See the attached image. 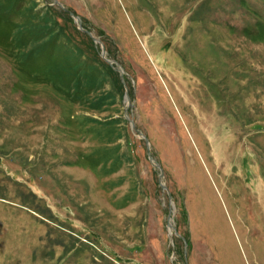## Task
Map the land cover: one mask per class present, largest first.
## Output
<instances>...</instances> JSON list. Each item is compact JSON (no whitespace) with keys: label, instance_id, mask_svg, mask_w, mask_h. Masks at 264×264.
<instances>
[{"label":"rangeland","instance_id":"obj_1","mask_svg":"<svg viewBox=\"0 0 264 264\" xmlns=\"http://www.w3.org/2000/svg\"><path fill=\"white\" fill-rule=\"evenodd\" d=\"M55 1L0 0V264H264V0Z\"/></svg>","mask_w":264,"mask_h":264},{"label":"water","instance_id":"obj_2","mask_svg":"<svg viewBox=\"0 0 264 264\" xmlns=\"http://www.w3.org/2000/svg\"><path fill=\"white\" fill-rule=\"evenodd\" d=\"M54 3L57 5V6H59V7H61L76 23H77V18L71 13V12H69L68 10H66L65 8H63V6L60 4V3H58L57 1H55L54 0ZM78 26V28H79V30H81L82 32H84V33H86L88 36H90L91 38H92V40L94 41V42H97V40H95L93 37H92V35L88 32V31H86V30H84L83 28H81V26H79V25H77ZM101 57L107 62V64L114 70V71H116V72H119L120 73V78L121 79H123L122 77H123V71H122V69L119 67V66H117V65H113L114 64V62L113 61H110V60H108V59H105V53H104V50L103 49H101ZM131 124H133L132 122H130ZM135 130V132L137 133V135L138 136H140L141 138H143L144 139V141H145V143H146V145H147V157H148V160H149V162H150V164L153 166V167H155V168H158L159 170H160V167H159V165L154 161V159L152 158V156L150 155V151H149V149H148V141L144 138V136L140 133V132H138L136 129H134ZM161 178H162V172H160V186L163 188V189H166L165 188V186L163 185V184H161ZM168 198H169V200H171V196H170V194H168ZM167 228H170V230L171 229H173V227L171 226V224L169 223V220H168V222H167Z\"/></svg>","mask_w":264,"mask_h":264}]
</instances>
